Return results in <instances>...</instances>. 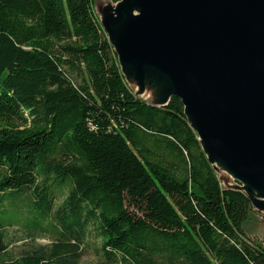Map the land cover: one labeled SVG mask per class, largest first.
<instances>
[{"label": "trees", "instance_id": "1", "mask_svg": "<svg viewBox=\"0 0 264 264\" xmlns=\"http://www.w3.org/2000/svg\"><path fill=\"white\" fill-rule=\"evenodd\" d=\"M97 1L0 0V204L24 194L48 219L68 187L57 241L12 258L0 230V264H77L90 222L109 264H264L250 200L221 186L178 97L128 85Z\"/></svg>", "mask_w": 264, "mask_h": 264}, {"label": "water", "instance_id": "2", "mask_svg": "<svg viewBox=\"0 0 264 264\" xmlns=\"http://www.w3.org/2000/svg\"><path fill=\"white\" fill-rule=\"evenodd\" d=\"M101 1L108 0L95 8ZM132 5L136 17L122 20L117 9L107 12L110 29L122 26L114 41L99 19L120 71L131 66L140 77L147 66L168 77L167 98L148 103L160 107L178 97L215 172L213 161L233 176L234 186L223 188L242 192L252 206L248 193L264 197L256 191L264 187V0H132Z\"/></svg>", "mask_w": 264, "mask_h": 264}, {"label": "rangeland", "instance_id": "3", "mask_svg": "<svg viewBox=\"0 0 264 264\" xmlns=\"http://www.w3.org/2000/svg\"><path fill=\"white\" fill-rule=\"evenodd\" d=\"M102 2V1H101ZM121 14L122 20L129 17H136L139 15L138 10L132 5V0H122L118 4H111L108 1L102 2L95 8V14L100 19L105 30L108 31L109 38L114 41L115 35L122 27L117 26L116 29L109 28L108 22L112 21L108 13L110 10ZM135 68V67H134ZM121 71L133 91L143 100L147 102H154L161 104L172 90L171 83L164 74L155 70L154 68L145 66L143 68V76L136 75L131 66H124ZM217 176L221 182L222 187L234 186L233 176L225 169L222 164L213 161ZM243 186V184H241ZM237 188V186H235ZM246 191V189H244ZM248 192H250L248 190ZM247 192V193H248ZM68 193V187L63 190L57 189L54 192L53 207L48 219H42L30 204L28 198L30 193L22 195L23 201L21 206L18 200L13 201V197L5 194L0 204V230L4 232V239L8 244V253L10 257H20L25 251H33L40 248L49 249L56 241L54 213L58 210ZM252 198V224L246 226L248 237L252 241L264 243V197ZM32 197V196H31ZM51 224L52 231L49 226ZM26 228H31L26 229ZM57 231V229H55ZM85 236L80 243L79 258L77 264H109L104 259L101 251V240L97 236L95 224L90 222L85 230Z\"/></svg>", "mask_w": 264, "mask_h": 264}, {"label": "bare ground", "instance_id": "4", "mask_svg": "<svg viewBox=\"0 0 264 264\" xmlns=\"http://www.w3.org/2000/svg\"><path fill=\"white\" fill-rule=\"evenodd\" d=\"M118 37L119 36H116V41H115V45H116V47H118V44H119V39H118ZM256 191H262V192H264V187H262V188H258V189H256Z\"/></svg>", "mask_w": 264, "mask_h": 264}]
</instances>
